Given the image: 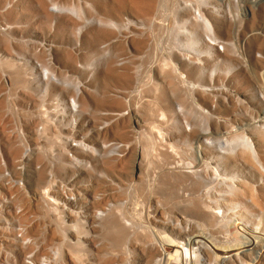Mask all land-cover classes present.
<instances>
[{
    "label": "rangeland",
    "instance_id": "obj_1",
    "mask_svg": "<svg viewBox=\"0 0 264 264\" xmlns=\"http://www.w3.org/2000/svg\"><path fill=\"white\" fill-rule=\"evenodd\" d=\"M44 1L46 8L40 0H0V264H24L28 255L39 259L55 249L52 264H168L152 258L159 248L152 231L172 236L174 217L193 211L187 197L170 194L171 169L180 159L199 161L186 124L240 138L244 162L228 167L231 175L263 181L247 141L264 165V0H239L250 9L244 18L234 0H152L150 16L115 10L102 26L90 24L94 9L117 8L119 0ZM193 7L208 14L210 29L184 13ZM69 18L80 19L79 31L63 23ZM186 28L193 38L179 33ZM210 30L221 49L209 42ZM96 32L116 38L84 45ZM166 57L182 77L164 66ZM122 74L138 85L115 87ZM83 94L90 105L81 114ZM78 143L87 148L76 151ZM220 187L217 180L198 196ZM235 219L214 221L215 240L206 243L236 248L227 242Z\"/></svg>",
    "mask_w": 264,
    "mask_h": 264
},
{
    "label": "bare ground",
    "instance_id": "obj_2",
    "mask_svg": "<svg viewBox=\"0 0 264 264\" xmlns=\"http://www.w3.org/2000/svg\"><path fill=\"white\" fill-rule=\"evenodd\" d=\"M40 1L46 8V1ZM234 1H236L235 3L240 7V11L237 13L238 16L243 18L250 16V9L247 7L246 1H243L242 5L239 0ZM258 2L260 1L251 0L252 4ZM115 10H118L121 13L130 11L137 15L148 17L153 12V1L119 0L117 8L112 6L105 7L101 10L97 7L94 9V13L97 14V17L92 18L90 24L102 26L104 23L101 18L103 16L113 15ZM185 12H191V20L194 25L202 23L210 29L211 26L209 24L210 19L208 14L200 10L199 7H193V9L185 8L184 13ZM256 15L257 14L255 13L251 14L253 17ZM78 21H80V19L75 21L69 18L66 21H63V23L76 27ZM77 27L76 30L79 31L81 27ZM179 33L187 38H193L195 35L193 29L190 28L183 29L182 31L179 30ZM211 33L210 30V34ZM114 38L116 37L96 32L95 34L89 35V37H85L83 43L84 45H87V47H91L97 45L100 41L112 42ZM209 42L212 45H217L219 43L218 39L213 34H211ZM141 43L142 42H138V46H140ZM190 48L191 47H189V49ZM184 59L186 60L187 58ZM163 64L167 68L175 69L182 77L180 69L177 68L170 57L164 58ZM194 64L202 65V62L197 58L194 61ZM51 70L52 75L50 78H53L55 71L54 68ZM215 74L216 72L212 70L211 76ZM50 78H48V80ZM116 79L118 84L117 86L114 85L115 87H118V85L130 86L132 83L138 85L137 80L132 79L128 74L117 75ZM136 93L140 94L141 91H136ZM77 96L78 93H73L70 97L74 98V104ZM79 103L80 106L78 107V112L82 114L85 109L89 107L90 99L83 94ZM178 111L182 112L183 108L179 107ZM112 114H115V116H118V114L120 115L119 112H114ZM134 115L133 122L140 128L142 125L140 116L137 113ZM185 131L189 132L187 136H193L194 141L197 143L196 146L192 145L189 151L193 157L198 155L199 161L186 163L184 160L180 159L179 165L174 169H171L170 173L176 183L174 182L175 187L170 194L179 197H187V204L190 208H193V211L190 214H179V217L182 219L178 216L174 217L176 221L171 228V231H174L172 236L167 235L166 233H164L165 235L163 236L156 230V227H152V237L157 245H159V248L153 246L154 250L152 251V258H158L155 260V263L168 264H206V262H208L207 264H250L247 263V261H250L251 263L253 262L252 264H257L258 261L264 259V165L261 161L257 160L254 148L251 143L247 141L252 150V156L258 165L259 177H261L263 181L261 183L260 181H256V175L254 174L248 180L237 179V175L234 176L232 174V176L228 167H236L244 162L242 158H240L242 154L239 153L240 151H237V148L239 147L237 142H239L240 138L229 140L224 138V135L214 134L208 128L197 132L191 124H186ZM75 135L78 138H83V131L77 130ZM148 138L149 136L147 139ZM109 139L115 141L118 137L113 135V137L110 136ZM79 147L87 148L83 143H78V145L72 146L76 151L80 149ZM171 150L174 155L182 158L180 152L175 149L174 146H171ZM148 152V149H145V153ZM209 154L216 156L210 158ZM137 165L140 168L139 164ZM158 173V175H161L162 171ZM209 173H213V176L217 175V177L210 178ZM235 177L236 180L232 182L233 184L231 185L232 187L230 191H226L229 183H231V180L235 179ZM154 180L156 181L157 178ZM178 180H181V182H178ZM217 180L222 182L221 189L218 191L215 190L216 192L210 190L206 197L198 196L203 187L209 186ZM153 185L155 186V184ZM211 189L214 190L213 188ZM256 210L260 212L257 216L259 219L250 215H253ZM228 218H236L234 220V228H228L227 230L232 237L228 238L227 242H229L231 247L236 248L231 250H227V248L225 251L212 248V245L206 243L207 241L205 238L209 237L212 238L213 241L215 240V237L210 231L215 230L214 221L221 222L225 220L226 222H229L230 220L227 221ZM156 223L158 225L161 224L166 226V223L164 222L156 221ZM74 228L79 229V224H75ZM255 254H258V257L254 259Z\"/></svg>",
    "mask_w": 264,
    "mask_h": 264
},
{
    "label": "built area",
    "instance_id": "obj_3",
    "mask_svg": "<svg viewBox=\"0 0 264 264\" xmlns=\"http://www.w3.org/2000/svg\"><path fill=\"white\" fill-rule=\"evenodd\" d=\"M217 46H219V48L221 49V45L217 44ZM18 235L23 242H33L31 238H26L25 234L22 232H20ZM58 255L59 254L56 249L53 251L51 256H47L39 259L34 258V255L31 254L26 256L24 260V264H52L53 261L54 262L57 261L56 259L58 258Z\"/></svg>",
    "mask_w": 264,
    "mask_h": 264
}]
</instances>
